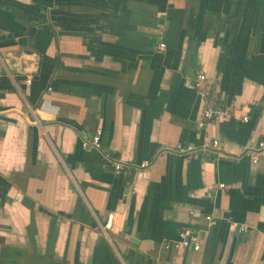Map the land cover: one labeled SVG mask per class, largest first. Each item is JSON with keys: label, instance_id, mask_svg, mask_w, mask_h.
Returning a JSON list of instances; mask_svg holds the SVG:
<instances>
[{"label": "crops", "instance_id": "1", "mask_svg": "<svg viewBox=\"0 0 264 264\" xmlns=\"http://www.w3.org/2000/svg\"><path fill=\"white\" fill-rule=\"evenodd\" d=\"M260 141L264 0H0V264H264Z\"/></svg>", "mask_w": 264, "mask_h": 264}, {"label": "built area", "instance_id": "2", "mask_svg": "<svg viewBox=\"0 0 264 264\" xmlns=\"http://www.w3.org/2000/svg\"><path fill=\"white\" fill-rule=\"evenodd\" d=\"M164 46V44H162ZM200 96L202 97L204 101V107H203V113L202 117L204 120H211L214 118H218L220 116L227 115L229 113L228 109H219V108H213L210 102L208 101V93L205 88V84L201 80H197L195 83ZM51 90V88H49ZM244 120H247V117H244ZM101 135L102 130L98 129L93 137L91 139H85L82 142L83 147H94L97 149H100L102 147L101 143ZM219 151L221 150L220 142L218 140H213L211 142L204 141L201 144H191V143H185V144H177L176 146L171 149L172 152L192 157V156H200L204 152L207 151ZM264 153V141H260L258 145L250 147L246 151V155H249L252 158V161L254 163H258L261 156ZM107 161L112 163L116 171H122L125 169V165L112 157H107ZM149 164V161H144L141 163V166H147ZM219 186L224 187L223 184H220ZM205 219L208 222V225L211 227L216 224V219L212 215H207ZM113 228V215L110 214L103 226V229L105 232L108 230H111ZM241 231H246L248 228L244 225L240 227ZM165 248L171 249H192L195 251H198L201 248V239L199 232H197L194 228L191 227H184L180 230L177 239H174L172 241H169L165 244Z\"/></svg>", "mask_w": 264, "mask_h": 264}, {"label": "water", "instance_id": "3", "mask_svg": "<svg viewBox=\"0 0 264 264\" xmlns=\"http://www.w3.org/2000/svg\"><path fill=\"white\" fill-rule=\"evenodd\" d=\"M33 62V61H32ZM39 68H40V60H39Z\"/></svg>", "mask_w": 264, "mask_h": 264}]
</instances>
